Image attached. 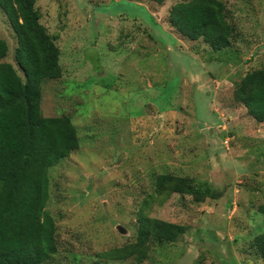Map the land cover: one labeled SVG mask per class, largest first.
Wrapping results in <instances>:
<instances>
[{
    "label": "rangeland",
    "instance_id": "obj_1",
    "mask_svg": "<svg viewBox=\"0 0 264 264\" xmlns=\"http://www.w3.org/2000/svg\"><path fill=\"white\" fill-rule=\"evenodd\" d=\"M180 1L34 0L62 71L42 84L40 113L70 118L79 139L48 172L57 253L44 264H135L107 254L135 242L141 214L188 230L150 239L140 264H264L240 251L264 232V123L234 99L264 68V0H218L233 35L218 52L170 25ZM0 39L15 66L1 10ZM163 175L221 197L167 194Z\"/></svg>",
    "mask_w": 264,
    "mask_h": 264
},
{
    "label": "trees",
    "instance_id": "obj_2",
    "mask_svg": "<svg viewBox=\"0 0 264 264\" xmlns=\"http://www.w3.org/2000/svg\"><path fill=\"white\" fill-rule=\"evenodd\" d=\"M162 3L164 0H152ZM16 38L15 66L2 62L8 46L0 39V264H44L57 253L56 226L45 210L49 197V169L78 149L79 139L71 119L43 117L41 87L60 78L59 49L39 23L34 0H0ZM168 22L190 41L202 40L212 51L230 46L232 26L218 0H185L174 4ZM20 73V74H19ZM248 115L264 123V68L247 73L234 92ZM157 190L190 194L195 202L221 193L188 187L181 178L158 176ZM264 216V204L257 207ZM135 242L110 251L115 261L133 257L140 264L150 239L175 243L188 227L141 214ZM264 263V232L240 250Z\"/></svg>",
    "mask_w": 264,
    "mask_h": 264
},
{
    "label": "water",
    "instance_id": "obj_3",
    "mask_svg": "<svg viewBox=\"0 0 264 264\" xmlns=\"http://www.w3.org/2000/svg\"><path fill=\"white\" fill-rule=\"evenodd\" d=\"M120 229V227H118Z\"/></svg>",
    "mask_w": 264,
    "mask_h": 264
}]
</instances>
